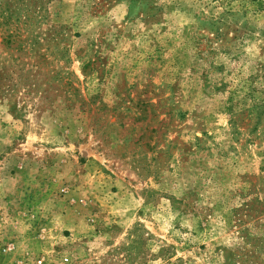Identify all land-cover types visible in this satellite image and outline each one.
<instances>
[{
	"label": "rangeland",
	"instance_id": "1",
	"mask_svg": "<svg viewBox=\"0 0 264 264\" xmlns=\"http://www.w3.org/2000/svg\"><path fill=\"white\" fill-rule=\"evenodd\" d=\"M0 264H264V0H0Z\"/></svg>",
	"mask_w": 264,
	"mask_h": 264
},
{
	"label": "built area",
	"instance_id": "2",
	"mask_svg": "<svg viewBox=\"0 0 264 264\" xmlns=\"http://www.w3.org/2000/svg\"><path fill=\"white\" fill-rule=\"evenodd\" d=\"M67 259H65V261H66ZM41 261H38V263H40Z\"/></svg>",
	"mask_w": 264,
	"mask_h": 264
}]
</instances>
